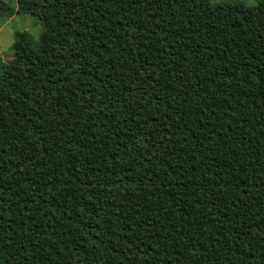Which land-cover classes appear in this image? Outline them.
Masks as SVG:
<instances>
[{
	"label": "trees",
	"instance_id": "trees-1",
	"mask_svg": "<svg viewBox=\"0 0 264 264\" xmlns=\"http://www.w3.org/2000/svg\"><path fill=\"white\" fill-rule=\"evenodd\" d=\"M0 264H264V0H0Z\"/></svg>",
	"mask_w": 264,
	"mask_h": 264
},
{
	"label": "rangeland",
	"instance_id": "rangeland-1",
	"mask_svg": "<svg viewBox=\"0 0 264 264\" xmlns=\"http://www.w3.org/2000/svg\"><path fill=\"white\" fill-rule=\"evenodd\" d=\"M10 5H15V0H3ZM211 2H224L234 0H210ZM246 5H254L258 0H238ZM28 30L35 38L41 31V24L35 16L25 12H17L16 9L10 17L0 20V63H5L11 57V46L14 34L17 31Z\"/></svg>",
	"mask_w": 264,
	"mask_h": 264
}]
</instances>
